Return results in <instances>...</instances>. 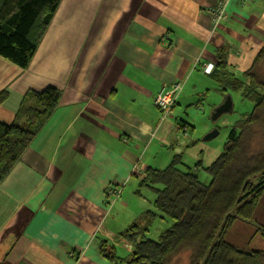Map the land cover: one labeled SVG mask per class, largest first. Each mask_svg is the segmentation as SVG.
Listing matches in <instances>:
<instances>
[{
    "label": "crops",
    "instance_id": "1",
    "mask_svg": "<svg viewBox=\"0 0 264 264\" xmlns=\"http://www.w3.org/2000/svg\"><path fill=\"white\" fill-rule=\"evenodd\" d=\"M214 3L62 0L27 69L0 56V92L8 93L0 120H13L29 90H61L55 112L0 184V264H117L100 254L99 242L129 254L118 233L154 199L145 188L143 205L138 183L126 192L139 182L134 169H164L179 153L190 167L200 155L205 166L218 158L223 145L199 142L180 107L205 118L195 98L211 89L224 98L204 71L217 64L218 49L228 51L233 73L250 68L264 45V0H230V19L217 26ZM208 80L215 86L201 84ZM176 82L182 90L165 117L155 97ZM111 188L121 190L113 202ZM123 193L130 202L120 203Z\"/></svg>",
    "mask_w": 264,
    "mask_h": 264
},
{
    "label": "trees",
    "instance_id": "2",
    "mask_svg": "<svg viewBox=\"0 0 264 264\" xmlns=\"http://www.w3.org/2000/svg\"><path fill=\"white\" fill-rule=\"evenodd\" d=\"M61 1L0 0V56L27 69ZM216 57L210 75L219 90L223 95L241 92L242 98L254 103L253 109L232 124L212 164L205 166L199 160L190 167L179 153L164 169L147 167L135 173L136 194L150 189L154 209L118 233L131 244L126 256H119L116 246L102 239L98 248L104 258L117 264H264L263 250H246L227 240L236 222L256 224L264 200V73L256 71L264 60V45L250 68L240 74L230 70L226 49H218ZM7 96L5 90L0 92V107ZM60 98L61 90L55 85L29 90L13 120H0V184L55 112ZM180 126L187 130V125ZM20 133L26 138H20ZM200 170L210 174L209 183L199 179ZM157 218L171 223L158 238H149ZM256 234L264 239L263 222Z\"/></svg>",
    "mask_w": 264,
    "mask_h": 264
},
{
    "label": "rangeland",
    "instance_id": "3",
    "mask_svg": "<svg viewBox=\"0 0 264 264\" xmlns=\"http://www.w3.org/2000/svg\"><path fill=\"white\" fill-rule=\"evenodd\" d=\"M259 70L261 73H264V60L261 61L259 65L257 66L256 71H259ZM201 84H206L207 88L208 87L210 88L211 86L212 87L215 86L214 82L209 81V80L208 82H204V83L203 81H201ZM205 88L206 87L202 88V90H205ZM193 91L194 90H191V92ZM227 94H231L232 96L233 103H234V110L232 112L223 114L215 121L211 120V115L213 112L214 104H217V102H219V100L222 99L223 97L221 94H217L214 91V89L209 90L208 94L205 91V93H202L200 97L195 98L196 100L201 99V102L203 103L205 110L207 112L205 115L206 116L205 118H203V114H201L202 112L200 110L198 111L196 110V107L190 109L189 113H186L183 111L185 109L184 106L180 107L181 111L183 112L181 119L195 126L194 137H197L199 142L201 141V138H203L206 135L205 130H209L210 128H213L212 130H215L214 128L217 126V127H220L218 135L214 137L213 139L205 142V144L209 143V144H214V145L221 147L222 145H224V143L227 141L229 137L232 124L236 120L240 119L243 115L251 112V110L253 109L254 103L248 99L242 98L240 93L229 92ZM199 160H202L204 164L207 163V158L203 155H200ZM198 176H199V179L203 183H209L211 180L210 174L205 170H200L198 172ZM135 183H138V181L136 179H133L132 182L129 183L128 186L126 187V192L129 189V187H131L132 185H135ZM142 189L143 191L141 192L143 193V196H140V198L142 199L143 205L146 206L148 200H146L145 193L147 192L145 188H142ZM134 194L135 196L137 195L136 193ZM126 195L127 194H124V193L122 194L120 203H123L124 200L127 203L130 202L127 199ZM130 195L131 194H128L129 197H131ZM150 208L154 209V206ZM257 219L258 221L256 220L254 221L256 222V224H245L242 221L236 222V224L229 231L227 235V240L230 243L235 244L238 247L244 248L246 250H250V251L263 250L264 251V239H262L260 235H257L256 237L253 236L255 235L256 230L259 228L260 222L264 223V200L259 205ZM170 223H171L170 220H164V219L157 218L156 221L153 223V225L150 227V230L147 236L153 239L158 238L160 232L163 231L165 228H167ZM125 226H128V225L126 224Z\"/></svg>",
    "mask_w": 264,
    "mask_h": 264
},
{
    "label": "built area",
    "instance_id": "4",
    "mask_svg": "<svg viewBox=\"0 0 264 264\" xmlns=\"http://www.w3.org/2000/svg\"><path fill=\"white\" fill-rule=\"evenodd\" d=\"M230 0H216V3H214L210 9L209 12L211 14L213 24L215 26L228 22L230 19V15L227 9V6L229 4ZM251 0H240L241 5H246L250 2ZM215 67L214 63H208L204 67V71L208 74H210ZM182 90V83L181 82H176L170 86H163L160 92L156 95L155 97V102L158 106L163 109L164 116L166 117L169 115L170 111L176 104L179 94ZM136 174H141L140 173V168L137 166L134 169ZM121 193L120 189H109L108 192V197L110 198V201L113 202L115 198H117Z\"/></svg>",
    "mask_w": 264,
    "mask_h": 264
},
{
    "label": "water",
    "instance_id": "5",
    "mask_svg": "<svg viewBox=\"0 0 264 264\" xmlns=\"http://www.w3.org/2000/svg\"><path fill=\"white\" fill-rule=\"evenodd\" d=\"M234 110V103L231 94H227L225 98L223 99V102L220 103L217 107L212 112L211 115V120L215 121L217 120L220 116H222L225 113L232 112ZM219 133V129L216 128L215 130H212L211 132L207 133L203 137V141L207 142L214 137H216Z\"/></svg>",
    "mask_w": 264,
    "mask_h": 264
}]
</instances>
